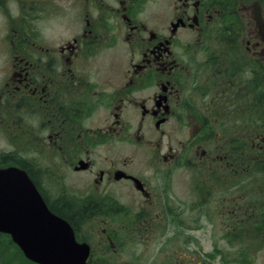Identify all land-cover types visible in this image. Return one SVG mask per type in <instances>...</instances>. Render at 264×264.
<instances>
[{
    "label": "flooded vegetation",
    "instance_id": "obj_1",
    "mask_svg": "<svg viewBox=\"0 0 264 264\" xmlns=\"http://www.w3.org/2000/svg\"><path fill=\"white\" fill-rule=\"evenodd\" d=\"M0 25V211L34 187L86 264L162 252L210 207L263 238L264 0H0ZM14 235L0 264H39Z\"/></svg>",
    "mask_w": 264,
    "mask_h": 264
},
{
    "label": "rangeland",
    "instance_id": "obj_2",
    "mask_svg": "<svg viewBox=\"0 0 264 264\" xmlns=\"http://www.w3.org/2000/svg\"><path fill=\"white\" fill-rule=\"evenodd\" d=\"M179 196L182 197L181 192ZM213 209L217 213L210 207L207 211L209 219L204 222L201 229L191 228L188 231L187 228L183 230L175 227L174 231H180V234L165 244L166 248H163L162 252H157L161 244L153 242L154 240L147 248L141 244L124 243L127 264H169L173 257L181 256L182 252L186 256L188 251L208 264H264V234L261 233L260 236L263 238L255 239L256 242L247 240L245 236L241 238L239 232L241 229L223 226L221 220L225 218L219 210ZM227 233L230 235L235 233L236 237L239 235L238 241L224 238ZM184 235L191 237L188 244L183 243ZM208 254L213 255L206 260ZM247 258L250 260L245 262ZM172 262L170 264H173Z\"/></svg>",
    "mask_w": 264,
    "mask_h": 264
},
{
    "label": "water",
    "instance_id": "obj_3",
    "mask_svg": "<svg viewBox=\"0 0 264 264\" xmlns=\"http://www.w3.org/2000/svg\"><path fill=\"white\" fill-rule=\"evenodd\" d=\"M31 194V208L23 211L15 210L16 220H19L18 215L25 213V220L30 221L25 228L30 231V240L21 241L22 236L17 242L23 249L25 254L30 258L42 264H84L87 254L85 245L78 246L72 232L63 220L51 216L43 202H39ZM41 204V209H36L32 205ZM43 221H46L43 223ZM56 221V222H50ZM4 225H0L3 228ZM6 228L23 229L20 224L6 225Z\"/></svg>",
    "mask_w": 264,
    "mask_h": 264
}]
</instances>
